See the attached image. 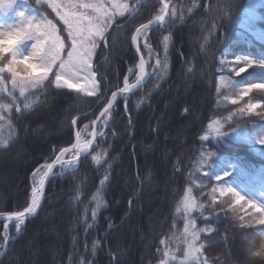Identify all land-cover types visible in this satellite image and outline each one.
Here are the masks:
<instances>
[{
    "label": "trees",
    "instance_id": "1",
    "mask_svg": "<svg viewBox=\"0 0 264 264\" xmlns=\"http://www.w3.org/2000/svg\"><path fill=\"white\" fill-rule=\"evenodd\" d=\"M141 1L83 0L112 15L107 45L100 42L92 67L97 84L103 79L106 87L92 96L53 84L25 92L35 100L25 109L10 74L0 76L6 86L0 104L8 105L0 109V138L8 144L0 148V215L29 207L37 171L75 144L73 121L79 131L92 132L125 77L137 83L132 37L164 11L160 0ZM67 2L47 0L40 8L36 0H15L9 14L0 10V29L39 8L66 38L47 5ZM168 2L165 21L141 39L146 84L115 103L78 166L56 170L35 217L19 232L17 222H0V264H264L253 255L264 247L261 214L222 191L264 207V90L245 94L264 85V0ZM125 4L129 10L121 16ZM248 61L252 66L236 76L233 69ZM214 124L221 135H211ZM189 194L196 207L185 211ZM193 233L195 261L186 259Z\"/></svg>",
    "mask_w": 264,
    "mask_h": 264
},
{
    "label": "snow or ice",
    "instance_id": "2",
    "mask_svg": "<svg viewBox=\"0 0 264 264\" xmlns=\"http://www.w3.org/2000/svg\"><path fill=\"white\" fill-rule=\"evenodd\" d=\"M15 0H8L5 6L0 2V10L9 9L13 6ZM40 8L46 7L47 0H36ZM54 11H56L60 20L63 22L67 32V37L62 38L56 28V25L48 20L45 16L41 15L39 8L34 9L35 15H25L24 12H20V22L7 30L0 29V39L4 37H15L16 39L8 49H0V74L8 73L11 77L12 90L19 89L20 95L25 98L24 108L31 109L35 103L34 99H29L25 96V92L28 90L45 91L48 85L55 86L56 89H68L75 90L77 93L85 92L88 96H92L97 92V89L106 87L103 84V79L99 84L96 82V76L92 71L93 57L97 54V48L100 46V42L104 41L107 45V39L105 33L108 31L112 23V15L103 7L99 2L84 3L83 0H68L66 4L51 3L50 5ZM83 9V11H81ZM128 5L121 6L119 14L124 15L125 11H128ZM134 11V10H133ZM158 19L162 20L160 16ZM143 27H147L144 25ZM137 35L140 34L141 29H136ZM165 37V41H167ZM67 41V43L65 42ZM26 42H31L30 48L25 50L21 46ZM132 42L135 44L136 37H132ZM167 47V44H165ZM139 51V49H137ZM166 61V58H165ZM159 64L160 61H157ZM236 63H240L237 61ZM252 61H248L244 67L233 69L235 75L248 67L252 66ZM30 66H38L40 74L29 75L26 71ZM164 67L166 68V62ZM141 76L137 77V81L142 78L144 63L141 60L139 64ZM55 70V71H54ZM131 71V69H129ZM50 74L53 79H49ZM83 81V82H81ZM259 85V84H257ZM264 90V87H251L245 89V94L252 91V89ZM127 77H125V87L121 91H127ZM6 91L5 82L0 78V92ZM117 99V94L112 93L111 100L108 101L109 108L112 106V101ZM14 100V98H13ZM235 103V101H233ZM253 107L252 105L249 106ZM8 105L0 104V109H6ZM106 108L101 115H106L109 111ZM10 110V109H9ZM34 110V109H33ZM19 111V108H17ZM0 119H3L0 116ZM75 123V121H73ZM218 135L219 128L216 129ZM79 136V134H77ZM202 139L207 140L208 137ZM8 146L7 141L0 138V148H6ZM76 147V145H74ZM86 147V145H84ZM211 155V153H208ZM92 159L96 163H100V159L97 156H93ZM74 163V162H73ZM52 171V166H47V171L39 180V187L32 188L31 205L21 212L17 216L16 228L19 232L21 225L25 222V214L29 216L36 213L41 203V195L43 194V188L45 179L48 178V173ZM208 176L207 171L204 173ZM35 175V173L33 174ZM223 177H217L216 180L220 181ZM103 183V182H102ZM223 192L230 193L236 199V203L240 204L241 201L248 204L249 207L256 209L261 214V217L257 223L264 225V207L257 205L255 202L244 199L238 193L230 189H222ZM100 206V200L97 198V207ZM196 207L195 202L191 200L190 194L185 198L184 209L185 211H191ZM203 208V206H200ZM95 215V214H94ZM194 227V224L192 225ZM203 231V229H202ZM185 232H188V225H185ZM259 235L264 236V228L259 230ZM196 234H192V239L195 241ZM199 252V248H195L193 244L189 245V252L186 259L193 261L197 260L196 253ZM259 253L253 252V255Z\"/></svg>",
    "mask_w": 264,
    "mask_h": 264
},
{
    "label": "water",
    "instance_id": "3",
    "mask_svg": "<svg viewBox=\"0 0 264 264\" xmlns=\"http://www.w3.org/2000/svg\"><path fill=\"white\" fill-rule=\"evenodd\" d=\"M147 0H142L140 3H139V5H142L143 3H145ZM161 1V3L163 4V6H164V11H163V15H162V17H163V19L162 20H160V19H155L154 21H152V22H150L148 25H147V27L145 28V27H141L140 29H141V32H140V34L143 32V31H146V30H151V29H154V28H156V27H158V26H160L164 21H165V19H166V17H167V15H168V12H169V8H170V3H167L165 0H160ZM138 9H136V11H137ZM133 16V15H132ZM131 16V17H132ZM113 29V27H111L110 29H109V32H111V30ZM140 34L139 35H137V32H136V34H135V37H136V42H135V44H134V47H135V50H136V52H137V54H138V56H139V59H140V62H141V60L143 61V63H144V69H143V77H142V79L135 85V86H132V87H129L128 88V90L127 91H118V92H116V94H117V99L115 100V101H112V106H111V108H109V105H107L106 106V108H109V111H108V113L111 111V109L114 107V105H115V103L118 101V100H120L123 96H130V95H132V94H134V93H136L137 91H139L145 84H146V82H147V78H148V66H147V63H146V61L144 60V57L142 56V53H141V51H140ZM137 49H139V51H137ZM8 73H3V74H0V76L1 77H8ZM111 100V99H110ZM105 108V109H106ZM104 109V110H105ZM104 110L102 111V113L104 112ZM107 113V114H108ZM106 114V115H107ZM106 115H99V117L97 118V120L94 122V127H93V131H92V135H91V144H90V147H89V149L83 154V155H81V156H79V158L77 159L78 160V162H80L84 157H86L87 155H89L90 153H91V151H92V149H93V147H94V144H95V141H96V139H97V136H98V127H99V124H100V122L103 120V118L106 116ZM77 134H79L78 133V131L76 130V143H75V145L77 144V141H78V135ZM74 146L72 147V148H69V149H65L51 164H49V165H51L52 166V171L51 172H49L48 173V178H46V180H45V183H44V188H43V197H42V200H41V203H40V206L38 207V209H37V211H36V213H34V214H31L30 216L26 213L25 214V221H27V220H29V219H31V218H33V217H35L38 213H39V211H40V209H41V207H42V204H43V202H44V200H45V195H46V190H47V187H48V184H49V182L51 181V179L55 176V174H54V171L57 169V162H58V159H59V157H61V156H67V155H69V154H71L72 152H73V150H74ZM48 166V165H47ZM47 171V170H46ZM32 199V198H31ZM30 205H31V202H30ZM29 205V206H30ZM23 212H25V211H23ZM18 214L19 213H16V214H5V215H0V222H8V223H10V222H14V221H17V216H18Z\"/></svg>",
    "mask_w": 264,
    "mask_h": 264
},
{
    "label": "rangeland",
    "instance_id": "4",
    "mask_svg": "<svg viewBox=\"0 0 264 264\" xmlns=\"http://www.w3.org/2000/svg\"><path fill=\"white\" fill-rule=\"evenodd\" d=\"M167 2H168V0H166ZM5 6L7 5V3H8V0H3V2H2ZM10 10H11V8H9V9H5V10H2L3 12H4V14H9L10 13ZM12 27H14V25L12 26ZM10 27H4V28H2V30H7V29H9ZM144 33V32H143ZM143 33H142V35H141V37H140V40L142 39V37H143ZM140 44H142V42L140 43ZM147 63V62H146ZM138 72H139V74H138V76H140L141 75V71H140V68H139V66H138ZM138 82V81H137ZM137 84V83H136ZM136 84H134V85H136ZM134 85H130V84H128V86H134ZM108 119V116L106 117V120ZM217 128H219V126L217 125V124H214V125H212V127H211V131H212V133H211V135H215V136H217L218 134H217V132H216V129ZM79 131V130H78ZM219 132H220V129H219ZM79 133L81 134V139H82V147L84 148V149H86V148H88L89 146H90V143H91V133L92 132H90V130L88 129L87 131H85V132H82V131H79ZM84 145H86V147H84ZM74 158H76L73 154H70L69 156H67V160L68 161H70V162H72L73 161V159ZM75 166H77V164H71V165H67V164H65V165H63V167H60V168H62L63 170L64 169H66L67 167L70 169V168H74ZM44 172H45V170H42V171H39L38 173H37V184H38V182H39V179L43 176V174H44ZM37 184H36V186H37ZM189 196V195H188ZM187 196V197H188ZM190 198H191V196H190ZM191 200H193L192 198H191ZM188 234H189V231H188ZM190 244H193V246L196 248V246H195V243H194V241L192 242V243H190ZM188 252H189V247H188V250H187V254H188ZM195 255H197V253L195 254ZM187 256V255H186ZM188 260V259H187ZM187 260H185V261H187Z\"/></svg>",
    "mask_w": 264,
    "mask_h": 264
},
{
    "label": "clouds",
    "instance_id": "5",
    "mask_svg": "<svg viewBox=\"0 0 264 264\" xmlns=\"http://www.w3.org/2000/svg\"><path fill=\"white\" fill-rule=\"evenodd\" d=\"M16 38L15 37H4L3 39H0V49H8L9 47H11L12 43L14 42ZM27 73L29 75L32 74H36L39 75L40 74V69L38 66H30L29 68L26 69ZM247 71L246 69L241 70L237 76L241 75L243 72ZM264 87V85H254L253 87ZM257 253H259L258 255H255L257 257H264V247L261 248L260 251H256Z\"/></svg>",
    "mask_w": 264,
    "mask_h": 264
},
{
    "label": "bare ground",
    "instance_id": "6",
    "mask_svg": "<svg viewBox=\"0 0 264 264\" xmlns=\"http://www.w3.org/2000/svg\"><path fill=\"white\" fill-rule=\"evenodd\" d=\"M141 35H142V33L140 34V37H141ZM141 76V75H140ZM142 77H143V74H142ZM142 79V78H141ZM140 79V80H141ZM129 88V87H128ZM90 147V146H89ZM89 147L88 148H86V149H84L83 147H82V139H81V134H79V136H78V141H77V144H76V147L74 148V150H73V152L71 153V154H73L76 158H74L73 159V161L72 162H67V156H61V157H59V159H58V162H57V167H60V166H63V165H65V164H67L68 166L69 165H71V164H77V162H78V158H79V156H81V155H83L88 149H89ZM74 162V163H73ZM41 179V178H40ZM39 179V180H40ZM46 180V179H45ZM36 187H39V183L37 184V186ZM42 197H43V194L41 195V200H42ZM25 223V222H24Z\"/></svg>",
    "mask_w": 264,
    "mask_h": 264
}]
</instances>
